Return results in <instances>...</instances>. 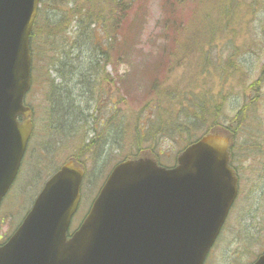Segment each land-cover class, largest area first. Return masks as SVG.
Instances as JSON below:
<instances>
[{
  "label": "rangeland",
  "instance_id": "obj_1",
  "mask_svg": "<svg viewBox=\"0 0 264 264\" xmlns=\"http://www.w3.org/2000/svg\"><path fill=\"white\" fill-rule=\"evenodd\" d=\"M225 1L123 0L125 17L115 32V47L122 45L123 49L131 50L136 46L138 53L144 54L142 59L152 58L148 59V67L143 69L146 74L134 77L132 82H121L125 98L120 95L117 82L111 89L104 84V89L121 103L116 118L127 126L134 123L138 108L150 102L145 100L155 90L151 80L158 71L165 64L171 69L177 61L182 63L184 67L176 68L170 80L184 76L186 80L179 82L178 88L191 87L194 88L191 92L210 98L212 114L209 124L215 120L216 124L230 127L235 132L234 163L240 174L241 187L235 209L205 264H251L264 251V0H231L226 5ZM43 26L42 21L39 28ZM77 31V25L69 29L72 35ZM242 40L245 46L238 49L237 45L243 44ZM188 43L195 44L185 48L189 52L197 50L200 44L197 52L192 53L195 62H190L192 55H186L181 47ZM57 44L55 42L41 52L35 51L36 82L42 84L40 90H33L30 101L36 111V133L30 153L2 202L1 235H6L11 226L15 227L22 221L44 180L69 157L77 156L85 165V180L89 181L83 187L85 213L104 177L111 171L114 160L130 154L138 140L145 150L154 147L145 143V137L128 139L124 132L121 133L122 145L133 148L120 151L117 143L118 147L111 150L108 144L116 141V133L104 130L103 125L96 132L91 130L88 120L92 119L95 125L97 118L106 120L115 114L107 103H102L99 108L98 101L92 100L91 90L84 85L89 79V75L86 77L84 74L92 66H97L88 63L96 60L97 56L87 48L74 51L71 57L66 51H61L58 60ZM72 59L76 60L72 65L78 67H66ZM137 60L114 59L115 62H125L116 64V67L130 72L135 70L133 67ZM199 61L203 66L197 71ZM70 69L77 73L71 75ZM112 70L107 67L109 75ZM234 73L238 77L233 76ZM46 74L56 82L64 77L58 86L53 87L52 96V83L42 81ZM63 83H69L64 90ZM74 99L80 104L79 108L74 106ZM161 103L164 104L163 100ZM79 112L85 122H78ZM205 123L203 120V126ZM93 137L97 142L87 146ZM185 145L180 138L165 139L157 143L154 152L165 160L175 156ZM106 161L110 163L102 165Z\"/></svg>",
  "mask_w": 264,
  "mask_h": 264
},
{
  "label": "water",
  "instance_id": "obj_2",
  "mask_svg": "<svg viewBox=\"0 0 264 264\" xmlns=\"http://www.w3.org/2000/svg\"><path fill=\"white\" fill-rule=\"evenodd\" d=\"M38 2L0 0V200L32 131L30 120L19 125L16 119L30 115L22 103ZM229 144L224 133L213 132L183 152L178 167H157L150 158L120 164L69 243L64 234L82 172L64 166L0 248V264H203L237 198ZM254 264H264V254Z\"/></svg>",
  "mask_w": 264,
  "mask_h": 264
},
{
  "label": "trees",
  "instance_id": "obj_3",
  "mask_svg": "<svg viewBox=\"0 0 264 264\" xmlns=\"http://www.w3.org/2000/svg\"><path fill=\"white\" fill-rule=\"evenodd\" d=\"M41 6L39 18L32 33L34 51H43L44 48L53 46L57 42L55 49L58 50V60L61 51L65 52L67 48L71 49V55L76 50L83 51L89 48L95 52L97 57L103 56L105 61L114 60L116 57L126 60L139 58L136 46L132 47V51L123 49L122 45L118 46L119 49L115 47V32L120 21L125 17L123 0H43ZM42 21L44 26L41 29L39 23ZM72 25L78 26V31L74 35L69 32ZM181 47L186 55L190 53L185 51L190 44ZM177 54H180V48ZM74 61L76 60L72 59L71 64ZM176 64H181V62L177 61ZM133 68H135L134 71L121 76L122 82L125 83V80L132 82L134 77L147 73L141 70L142 66ZM172 73L173 70L170 68L160 69L151 80L156 90L150 98L145 100L153 101L154 104L155 95L158 92L162 93V98L156 99L157 109H160L158 114L160 123H156V129L151 132L153 138L174 137L183 130L181 127H189L190 124L202 125L203 120L207 121L205 118L200 119V114L208 108V102L204 98L199 97L198 99L190 94L193 89L191 87L178 88L179 82L185 81L186 78L178 76L177 79L170 80ZM151 96L154 97L153 100ZM162 100L164 104L161 103ZM117 124L119 126L118 135L121 138L123 136L119 131L121 121L118 120Z\"/></svg>",
  "mask_w": 264,
  "mask_h": 264
}]
</instances>
